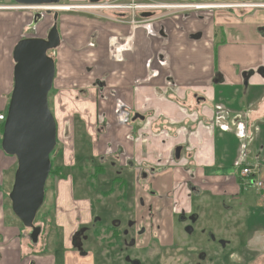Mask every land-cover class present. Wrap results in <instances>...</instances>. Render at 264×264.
Wrapping results in <instances>:
<instances>
[{
    "label": "crops",
    "instance_id": "crops-1",
    "mask_svg": "<svg viewBox=\"0 0 264 264\" xmlns=\"http://www.w3.org/2000/svg\"><path fill=\"white\" fill-rule=\"evenodd\" d=\"M2 1L0 0V113H5L13 88L12 51L19 40L27 38L21 32L24 26L27 27V23L26 16L19 13L25 9H14L18 5L3 4ZM72 1L77 3L80 0ZM149 1L217 7L185 10L174 14L172 11L156 12L150 18L141 19L144 21L134 19V24H131L130 13L113 11V15L107 18L99 17L100 20H106V25L99 26V23H94L98 29L93 35L91 33L94 26L89 29L88 20L82 18L67 21L68 28L65 27L63 34L57 25L60 46L65 37L67 42L80 49L79 55L72 58L66 49L64 53L67 54V62L82 67L86 65L84 69L88 75H84V78L87 81L89 73L95 75L91 80H97V84L92 86L99 90L97 94L92 89L97 94L92 101L104 105H99V111L102 108V117L108 119L102 134L100 131L91 134L89 130L84 133L85 144H82V151L97 156L99 166L103 167L100 173H92L88 179L103 175L107 164L113 167L112 162H107V154L118 149V155L117 152L114 155L119 161L117 166L130 167L134 172L132 157L137 147L135 148L134 141L126 137L128 133L129 136L132 135V127L122 122L126 121L128 113L136 112L144 117L143 121H138L144 127H148L150 121H153L149 125L150 129L145 128L150 132L153 131V126L159 125L162 126V131L166 130L165 121L170 120L174 124L171 140L175 146L183 147L180 159L173 165L174 170L161 168L154 172L152 167L155 162L163 165L161 161L151 160L152 153L157 150L152 146L157 147L158 144L147 141L142 144V151L147 157V165L142 167L154 174L137 186L142 187L144 192L153 191V186L160 188L161 196L156 195L154 199V195H150L151 200H155L153 209H158L161 205L162 210L166 196L168 200H174V208L184 206L188 209L185 201L187 191L183 184L190 175L193 178L190 181L200 191L213 188L229 200L237 199L246 187L241 183L240 167H258V175L254 179L264 183V0ZM37 11L31 13L30 25L35 24L33 28L43 20L42 13H39L42 11ZM90 39L92 43H89ZM75 60L77 61L74 62ZM54 61L56 76V57ZM70 68L75 73L81 71ZM79 101L92 103L91 100ZM74 133L73 131V135ZM160 133L165 135L164 132ZM231 134L236 137L239 147L234 153L226 146V140ZM1 135L2 133L0 143ZM60 149L64 151L63 145ZM73 150L71 148L73 160L69 156L66 163L63 157L58 164L74 165L77 154ZM124 155L126 163L122 161ZM15 167L16 159L5 155L0 147V264H26L28 260L25 258L30 256L23 251L22 243L18 244L21 237L16 236L15 229L9 228L14 225L10 219L7 220L6 215V209L10 205L8 203L6 207L10 187H7L4 179L14 173ZM177 167L179 171H176ZM185 168L186 171L183 170ZM221 170L231 171V174L224 175L221 172L222 176H219ZM174 173L179 175L174 177ZM177 184L179 187H176ZM184 192L186 196L178 199L177 195ZM259 199L264 202V197ZM57 200L56 204L60 199ZM85 203H80L82 212L89 216L90 207ZM246 208L243 203H238V212L247 215L249 220L254 217L253 227H264V207H251V211ZM146 209L143 207L142 212H146ZM60 211L56 210L53 218L54 223L58 224L57 227L63 226ZM78 211L79 208H76L75 212ZM163 215L161 213L160 217ZM141 221L146 220L141 217ZM157 223L161 224V219ZM82 226L86 225L79 224L77 227ZM253 227L245 229L252 233L255 229ZM156 229L164 236L163 246H170L171 236L166 234L165 227ZM75 231L76 228L63 234L62 242L66 238L70 244ZM142 238L148 241L149 234L146 233ZM229 243L227 241L225 246ZM6 244L9 245L5 248ZM259 244H262V238ZM35 264H44V261L40 260ZM242 264H264V254L259 253Z\"/></svg>",
    "mask_w": 264,
    "mask_h": 264
},
{
    "label": "rangeland",
    "instance_id": "rangeland-1",
    "mask_svg": "<svg viewBox=\"0 0 264 264\" xmlns=\"http://www.w3.org/2000/svg\"><path fill=\"white\" fill-rule=\"evenodd\" d=\"M121 2H123V0H121ZM2 3L15 4L13 0H3ZM108 3V0H103L94 5L89 4L87 0L84 2L80 0L77 3H74L72 0H60L58 5H54L57 7H54L52 9L53 12L50 14L46 13L45 10H39L42 11L40 13L43 15V20L40 24L36 25L35 28H33L35 24L30 25V23H32L31 13L37 10L22 8L25 10H21L19 13L26 16L25 23H27V27L24 26L23 28L25 29L22 28L21 32L23 37H38L44 39L54 23V12L57 13L56 24L60 26L59 29L62 34L65 32V27H67V21L71 19L78 20L82 18L88 20L89 29H92L94 23H99V26L106 25V20H100L99 17L102 16L103 18H107L113 15V10H104V8L98 9L96 7ZM113 18L115 20V17ZM134 19L141 20L140 14L135 13ZM97 29V26H94L92 33H90L93 35V33L97 32ZM63 39L59 48L48 52V55L52 56L54 60L56 57L57 62V73L53 81V88L48 95V108L56 124L57 146L52 156L55 157L58 155L55 159V163H60L58 148H60L61 145H63L64 149V151L60 153L61 160L64 157L65 162L68 163L70 159L69 156L72 154L71 148H74L73 153H76L77 156L74 154V165L62 164L64 166L62 178L58 180L52 178L47 179L44 202L35 218L36 220L38 219L39 222L37 224L40 223L42 229V233L38 239L39 241L35 246H30L28 236L29 230L21 225L13 216L10 209H6L7 220L10 219L12 225H14H10L9 228L15 229L17 233L16 236H19V238L22 236L18 244L22 243L23 251L27 253V255L30 254V256L25 258V260H28L25 263L35 264L43 260L44 264H83V262L86 264H88V262H90V264H132L134 261L138 262V264H242L258 256L259 253L264 254V237H261L264 236V227H253L254 217L249 220L247 215L242 214L240 211L238 212V203H243L244 206H247L246 209L250 211L251 207H256V209L258 207H264V202L259 199L262 196V191L258 192L249 185L244 187L245 189L243 190L245 191L242 192L237 199L233 200L221 196L220 192L213 188L203 189L200 196L191 195L186 204L190 212L197 214L198 222L192 225V232L190 234L184 232V228L176 218L175 213L181 208L186 211L187 208L184 206L174 208V200L166 199L164 200V204L159 202L162 204V210L160 209L161 205H159L158 209H160V211L157 215L162 221L160 225L162 227L165 225L166 234L171 236L170 239L172 244H170V246L166 245V247H162L164 244L160 246L154 242V244L152 243L154 247L148 248V242L143 240L144 242L137 244L135 248L129 247L122 253H119L118 249L104 253L99 241L95 238L92 240L91 231L93 227H106L111 225L114 216L118 218L116 220L119 221L120 227H124L130 217H138L140 214V220L141 217L144 219L145 211L142 212L143 207L148 208V206L153 205L155 201L151 200V192H153L154 199L156 195L161 196L159 187L153 186V191L144 192L142 187L137 186V184L142 181V179L139 178V174L144 169L142 165H147V157L144 151H142L144 148L142 144L146 141L148 143L158 144L157 147L152 146L153 149L156 148L157 150H154L152 153L151 160L154 162L161 161L163 165L156 164L157 162H155L154 167H152L154 170L158 168H172L174 170L175 167H173V165L176 164L173 160L175 143L171 140L174 124L170 120H166V130L164 129L162 131V126L160 127L159 125L153 126V131L150 132L149 125H151L153 121H150L148 127H144L137 120L134 122L126 120V123H124L123 120L122 123L131 126L133 131L132 135L129 136L128 133L126 137L128 140L131 139V141H134L135 148L137 147V150L133 154L134 157H132L134 172H132L133 169L130 167L117 166L119 161L114 155L116 152L118 155V149L117 151L114 150V153L107 151V162H112L114 166L112 167L107 164L103 175L98 176V178L93 177L89 180L88 178L92 175L95 165L99 166L100 162L99 158L97 156L95 157L94 154H88L82 151V144H85V142H83V140L85 141L83 136L86 130H89L91 134H97L96 132L99 130L103 131L108 119L102 117V108L101 111H99L100 104H96L92 101L99 90L97 87L92 86L93 84H97L95 83L97 80H91L95 75L89 73L90 77L87 81L84 78V75H88L85 71L86 69H84L86 65L82 67V65H73V63L70 64L67 62V54L64 53V51L67 49L72 58L79 55L78 52L80 49L75 48L72 43L67 42V38L64 37ZM89 43H92L91 39ZM83 49H86V47H83ZM76 61L77 60L74 62ZM70 67H74L81 71L80 73H75ZM92 89H94L97 94ZM79 97L80 99H78ZM81 99L86 100L85 102L91 100L92 103L95 104L94 115L92 112L94 108L93 104L89 102V104L82 103L79 101ZM100 107H104V105H100ZM89 112L92 113V116H90ZM82 117H84V119ZM112 118L114 119V117ZM118 121L119 120H117V122ZM145 128L149 129L146 130ZM159 130L164 132L165 135L160 133ZM73 131L75 132L74 135ZM100 134L102 133L100 132ZM160 134H163V136ZM86 140L90 141L91 138H86ZM215 140L216 146H218V139L216 138ZM226 141L228 142L226 146H228L232 153L239 148L237 139L232 134ZM148 155L150 154L148 153ZM71 158L73 160L74 156L72 155ZM125 159L126 156L124 155L122 157L124 163H126L127 160ZM176 169V171H179V167ZM221 172L224 175L231 174V171L221 170L218 173L220 174L219 176H222ZM176 174L179 175L178 173H174V177H176ZM13 177L14 173L4 179L7 183V187H10V189L13 184ZM176 187H179V185L177 184ZM112 190V194L105 196V199L102 198L105 192H111ZM175 190H177V188ZM177 196L179 197L178 199H181L183 196H186V194L184 192V194H178ZM58 198L60 201L56 204ZM139 199H143V206L140 208L137 207L136 202H133ZM96 200H101V202L96 204ZM185 201L187 200L185 199ZM81 202H86L85 204L90 207L89 216L83 214ZM8 203L7 201L6 207ZM138 204L141 205L139 201ZM133 206L136 207L135 214H133ZM76 208H79L78 212H75ZM121 208L123 210H121ZM60 209L63 211L61 212ZM56 210L61 212L60 220L63 221V226L57 227L58 224L55 223L52 225ZM124 210L126 212H124V214L121 213V211ZM152 210L154 209L152 208ZM125 213H131V216L127 217L129 214H126V216ZM161 213H164L162 217H160ZM169 214L172 216H169ZM256 217L257 216H255V218ZM145 222L149 224L150 220L146 219L143 223ZM79 224H84L86 225L85 227L88 228V237L85 236L89 242L83 248L87 251L85 258L80 257L75 249L71 248L69 240L66 238L62 242L63 244L61 243L63 234H68L70 231H73L74 228L78 230L79 227L77 226ZM246 227H253L255 229L252 233H248L245 229ZM258 229H260L262 233ZM101 234H103V231ZM252 236L254 237L251 238ZM102 237L105 244L107 239L104 238L105 235ZM261 238L262 244H259ZM227 241L230 243L225 247ZM8 245L9 244H6L5 248ZM198 253L204 255L203 261L199 258ZM181 259H184V261L181 262Z\"/></svg>",
    "mask_w": 264,
    "mask_h": 264
},
{
    "label": "water",
    "instance_id": "water-1",
    "mask_svg": "<svg viewBox=\"0 0 264 264\" xmlns=\"http://www.w3.org/2000/svg\"><path fill=\"white\" fill-rule=\"evenodd\" d=\"M21 7L49 8L60 0H13ZM98 4L103 0H87ZM114 2L116 0H108ZM50 14L53 10L44 9ZM150 13H142L143 19ZM44 39L37 37L19 40L12 51L13 88L6 118L3 123L0 147L3 153L16 159L13 184L8 194L11 212L29 230V240L35 245L41 226L34 225L36 214L44 202V188L51 169L50 155L56 146V124L48 108V93L54 76L55 64L48 52L60 46L57 13ZM136 118H143L136 114ZM181 147L175 148V159Z\"/></svg>",
    "mask_w": 264,
    "mask_h": 264
},
{
    "label": "flooded vegetation",
    "instance_id": "flooded-vegetation-1",
    "mask_svg": "<svg viewBox=\"0 0 264 264\" xmlns=\"http://www.w3.org/2000/svg\"><path fill=\"white\" fill-rule=\"evenodd\" d=\"M40 19L42 20L41 17H40ZM131 114L128 113V115H126L125 120H127L129 122H134L135 120L141 122L144 120V117L141 114H138L136 112L131 113ZM136 114L140 115L143 118V120H139L138 118H136L134 121H132L134 115H136ZM124 122L126 123V121H124ZM176 147H181V146H175L173 149V160L175 162H177L180 159L181 151L183 148V147H181V151L179 153V158L175 159V148ZM97 166L98 165H95V167H97ZM160 169L161 168H158L155 171H159ZM164 169L165 168H162L161 170H164ZM183 170L186 171L187 169L185 168ZM154 172L150 171L147 168H144L142 170V172L139 174V176H140L139 178L142 179V181H145L148 178V176L153 175ZM239 174H240V172H239ZM186 177H187V175H186ZM192 179L193 178L190 175L187 178V180L184 181V184H183L184 189L187 191V197H186L187 202L190 199L191 195L200 196L202 194V191H200L197 186L192 184V182L190 181ZM10 191H11V189H10ZM10 191H9V193H10ZM112 192H113V190L111 192H107V193L105 192L104 195L102 196V198L105 199V196L112 194ZM151 196H153V192H151ZM7 198H8V195H7ZM157 198H159V197H157ZM164 198L166 200L168 197L166 196ZM159 199H162V198H159ZM138 201L141 203V205L138 204ZM100 202H101V200L95 201L96 204H99ZM133 202H136V205L138 208L143 206V199H139L137 201L134 200ZM9 204H10V202H9ZM133 207H134V213L133 214H135V212H136L135 208L136 207L135 206H133ZM152 208H153L152 205H149L148 208L146 209L145 214H144V220L149 219L150 220L149 224H147L146 222L143 223L144 221L142 222L140 220V216H138V217L134 216V218H131L130 217L131 213H125V215L129 214L128 216L127 215L126 216L130 217V219L126 222V225L124 227H120L119 221L116 220L118 218H115V216H114V219L112 220L111 225L106 226V227H101V226L93 227V229L91 231L92 232V234H91L92 240H93V238H95L97 241H99V243L101 245V249L104 250V253H106L110 250H117V249L119 250V253H122L124 250L128 249L129 247L135 248V246H137V244L144 242L142 237L146 233L149 234V238H148L149 240L147 241L148 242V248H150V247L153 248L154 242L157 243L158 245L162 246L161 244H164L163 241L165 240L164 236L159 234L157 229H156V228L159 229V227L162 228V226L159 223H157V221H159V217H158L157 213L160 211V209L152 210ZM9 209L11 210V207H9ZM121 210H123V209L121 208ZM124 212H126V211L125 210L121 211V213H123V214H124ZM119 216H120V214H119ZM145 217H147V218H145ZM138 218H139L140 222L138 221ZM176 218L180 221L181 225L184 228V232L187 234H190L192 232V228H191L192 225H194L195 223L198 222L197 214L190 212L189 208L186 211H185V209H181L178 212H176ZM87 230H88V228H86L85 226L79 227L78 230L75 231L74 235L72 236V240L70 242L71 248L72 249L74 248L76 253H78L80 255V257H83V258H85L87 255L86 254L87 251L84 250L83 248L89 242V240H87V237H88ZM102 231H103V234H101ZM41 232H42V229H41ZM40 235H41V233H40ZM103 235H105L104 238L107 239V242L105 244L103 242V237H102ZM28 236H29V234H28ZM38 239H39V237H38ZM38 241H37V243H38ZM29 242H30V240H29ZM61 243H62V240H61ZM35 245L31 244V242H30V246L33 247ZM162 247H166V246H162ZM198 254H199V258L203 261L204 255H202V253H198ZM180 261L183 262L184 259H181ZM132 264H138V262L134 261Z\"/></svg>",
    "mask_w": 264,
    "mask_h": 264
},
{
    "label": "built area",
    "instance_id": "built-area-1",
    "mask_svg": "<svg viewBox=\"0 0 264 264\" xmlns=\"http://www.w3.org/2000/svg\"><path fill=\"white\" fill-rule=\"evenodd\" d=\"M210 6L205 4H163V3H155L149 0H144L142 2H136L135 0H116L114 2H109L108 4H104L103 6L96 7L98 9L104 8V10H113L118 13H130L132 15L131 24L135 23L134 14L138 13H150L154 14L156 12H167L172 11L173 14L177 12H182L185 10H201V9H211ZM220 7V6H218ZM231 7V6H230ZM234 7V6H233ZM240 7H244V5H240ZM22 9L21 6H15L14 9ZM144 21V20H141ZM118 60V59H117ZM6 115L4 113H0V126L4 123ZM258 167L256 166H245L240 170L241 183L244 186L249 185L252 189L262 191V197H264V183L258 179H254L258 175Z\"/></svg>",
    "mask_w": 264,
    "mask_h": 264
},
{
    "label": "trees",
    "instance_id": "trees-1",
    "mask_svg": "<svg viewBox=\"0 0 264 264\" xmlns=\"http://www.w3.org/2000/svg\"><path fill=\"white\" fill-rule=\"evenodd\" d=\"M52 88H53V85H52ZM52 88H51V90H52ZM51 90H50V92H51ZM49 93H48V95H49ZM4 114L6 115V111H5ZM2 128H3V124L0 126V133H2ZM56 146H57V140H56ZM56 146H55V149H56ZM55 149H54V151L50 155L51 169H50L48 178H52V179L58 180V179H60V178L63 177V168L64 167L61 164L55 163V159L58 156V155L55 156V157L52 156L53 153L55 152ZM58 152H59V159L61 161L60 153L62 152V150L60 148H58ZM241 168H239V172H240ZM102 170H103V167L102 166L95 167L94 168V173H95L94 175L100 173ZM45 193H46V189L44 188V198H45ZM38 222H39L38 219L37 220L34 219V224L37 225V226H40V223L37 224ZM53 224H54V219H53L52 225Z\"/></svg>",
    "mask_w": 264,
    "mask_h": 264
},
{
    "label": "bare ground",
    "instance_id": "bare-ground-1",
    "mask_svg": "<svg viewBox=\"0 0 264 264\" xmlns=\"http://www.w3.org/2000/svg\"><path fill=\"white\" fill-rule=\"evenodd\" d=\"M100 5V4H99ZM20 7V6H19ZM54 7H57V6H51V7H49V8H46V7H44V8H36V7H21V8H26V9H31V10H44V9H50V10H52ZM55 11V10H54Z\"/></svg>",
    "mask_w": 264,
    "mask_h": 264
}]
</instances>
